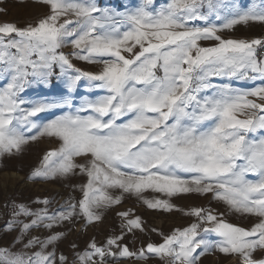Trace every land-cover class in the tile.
Returning a JSON list of instances; mask_svg holds the SVG:
<instances>
[{"label":"snow or ice","instance_id":"6c2138e0","mask_svg":"<svg viewBox=\"0 0 264 264\" xmlns=\"http://www.w3.org/2000/svg\"><path fill=\"white\" fill-rule=\"evenodd\" d=\"M31 2L45 9L35 21L0 23V159L45 138L56 147L28 179L80 177L81 198L55 211L47 198L35 210L7 204L0 231L15 235L0 264H70L54 229L101 222L126 197L190 222L165 234L117 211L120 233L91 241L72 264H201L215 254L264 264V39L229 36L264 25V0ZM192 196L223 207L173 202ZM149 231L161 242L124 243Z\"/></svg>","mask_w":264,"mask_h":264},{"label":"rangeland","instance_id":"374dc122","mask_svg":"<svg viewBox=\"0 0 264 264\" xmlns=\"http://www.w3.org/2000/svg\"><path fill=\"white\" fill-rule=\"evenodd\" d=\"M45 11L41 7L34 5L31 0H3L0 2V23L12 22L19 27H24L29 21H35L41 13ZM264 35V25L253 24L251 26H237L229 36L238 39H261ZM65 53L71 49H64ZM78 67L86 71H99L98 65H85L82 62L74 61ZM56 147L55 144L49 143L45 138L31 144L22 155L16 157H5L0 159V229L3 228L5 222L11 218V208L6 207L7 204L15 202L17 204H25L30 209L35 210L43 207L34 203L37 200L49 199L52 201L50 211L60 209L69 197L79 200L81 194L73 188L81 183L80 177H74L70 181H35L29 180L28 177L32 171L39 165L42 156L46 150ZM146 195H149L146 193ZM180 207L185 209L191 206H211L213 208L222 209V205L212 202L209 205L208 200L195 196L174 199L173 201ZM131 209L135 215L140 216L150 228H156L159 232L165 234L170 233L176 227H183L189 223V219L179 214L171 213L157 214L152 210L146 209L135 198H125L121 205L115 210H109L101 222L85 225L80 220L71 230L67 227L54 229L56 232H63L65 238L58 242L56 252L57 257L63 254L68 257L70 264L75 260V253L84 251L88 244L95 240L98 245L105 243L106 239L111 235L120 233V218L116 215L117 211H128ZM228 221L233 224H241L248 228L251 226V220H241L240 218L229 215ZM36 235L46 236L48 233H34ZM15 233L8 235L0 231V245L9 243ZM161 242V237L155 232L149 231L147 235L138 234V238H134L129 234L124 243H127L130 249H139L146 246L148 242ZM72 245H75L73 249ZM123 264H143V262L128 260ZM148 264H160L158 259H152ZM201 264H237L236 261L226 259L222 254L206 255L201 257Z\"/></svg>","mask_w":264,"mask_h":264},{"label":"built area","instance_id":"2783aa9c","mask_svg":"<svg viewBox=\"0 0 264 264\" xmlns=\"http://www.w3.org/2000/svg\"><path fill=\"white\" fill-rule=\"evenodd\" d=\"M261 39H264V35L261 37Z\"/></svg>","mask_w":264,"mask_h":264}]
</instances>
